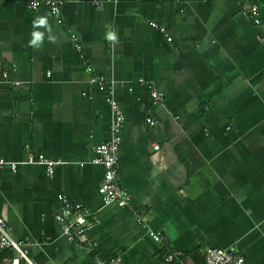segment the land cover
Instances as JSON below:
<instances>
[{"label":"crops","instance_id":"1","mask_svg":"<svg viewBox=\"0 0 264 264\" xmlns=\"http://www.w3.org/2000/svg\"><path fill=\"white\" fill-rule=\"evenodd\" d=\"M32 1L0 0V72L19 82L0 85V160L61 163L51 179L38 166L0 173V219L31 262L203 264V250L220 249L264 264V31L241 0H79L56 17ZM252 1L264 23V0ZM75 44L125 116L126 209L98 193L93 150L109 140L112 115L98 90L82 96L91 75ZM61 196L98 222L78 245L55 221Z\"/></svg>","mask_w":264,"mask_h":264},{"label":"built area","instance_id":"2","mask_svg":"<svg viewBox=\"0 0 264 264\" xmlns=\"http://www.w3.org/2000/svg\"><path fill=\"white\" fill-rule=\"evenodd\" d=\"M70 1L79 0H34L32 1L30 8L33 10L45 8L53 17H56L60 12V8L66 2ZM84 1L85 4L95 8L101 6L100 0ZM245 15L249 17L253 26L262 28L264 31V23L261 18L259 7L256 4H252L248 9V15L246 13ZM151 26L153 29H158L161 33H165L164 29H159L156 25ZM171 41L172 39L167 38V42L170 43ZM261 41L264 44V37ZM75 52L86 72L91 75V70L81 46L75 44ZM2 82L10 83L11 86L16 88L19 87V82H11L9 80V75L5 72H0V85ZM138 82L141 85L147 86L149 89L151 103L154 107L164 103V96L152 89L150 83L143 79H140ZM88 85L90 90L83 93L82 96L91 100L93 91L98 90L104 96L112 115L109 140L104 144L96 146L93 150L95 156L93 164L103 169V177L98 188V193L104 205H115L121 209H126L131 205V196L121 189L117 183L119 147L122 141L125 116L114 97L112 88L107 84V80L103 76L91 75L88 79ZM146 122L151 126L154 124V121L151 118ZM155 149H157V147ZM59 165H61V163L48 160L43 155H34L30 153L24 162L0 160V173L5 170L16 172L20 166H38L43 168L47 177L51 179L55 167ZM55 221L59 224L62 236L71 245L82 243L87 233L98 225V222L95 220L94 214L90 209L81 204L72 202L64 196H61L58 199V212L55 215ZM150 237L156 239L154 233H150ZM2 251H8L15 254V257L10 261V264H34L28 257V250L26 249L25 244L21 241H15L12 239L8 225L4 220L0 219V252ZM202 255L203 264H247L244 257L226 250L205 249L202 251ZM173 259L174 255L165 256V260L168 262H172ZM95 260L99 259L96 257ZM104 263L117 264L119 263V260L111 259Z\"/></svg>","mask_w":264,"mask_h":264},{"label":"trees","instance_id":"3","mask_svg":"<svg viewBox=\"0 0 264 264\" xmlns=\"http://www.w3.org/2000/svg\"><path fill=\"white\" fill-rule=\"evenodd\" d=\"M240 4L243 5L242 11L248 15V9L250 8L252 4H255V3H253L252 0H246L245 2L241 0ZM91 254H92V257L96 258L95 255H98V252L95 249L91 248ZM13 257H14V254L12 252H8V251L0 252V262H3V261L10 262L13 259Z\"/></svg>","mask_w":264,"mask_h":264},{"label":"clouds","instance_id":"4","mask_svg":"<svg viewBox=\"0 0 264 264\" xmlns=\"http://www.w3.org/2000/svg\"><path fill=\"white\" fill-rule=\"evenodd\" d=\"M39 23H40V24H43L44 21H43V20H40ZM39 40H40V34H36V37H35V40L33 41V43H36V42L39 41Z\"/></svg>","mask_w":264,"mask_h":264}]
</instances>
